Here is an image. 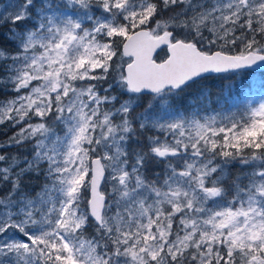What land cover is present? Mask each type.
Wrapping results in <instances>:
<instances>
[{
  "label": "snow or ice",
  "instance_id": "6c2138e0",
  "mask_svg": "<svg viewBox=\"0 0 264 264\" xmlns=\"http://www.w3.org/2000/svg\"><path fill=\"white\" fill-rule=\"evenodd\" d=\"M0 264H264V0H0Z\"/></svg>",
  "mask_w": 264,
  "mask_h": 264
},
{
  "label": "trees",
  "instance_id": "16d2710c",
  "mask_svg": "<svg viewBox=\"0 0 264 264\" xmlns=\"http://www.w3.org/2000/svg\"><path fill=\"white\" fill-rule=\"evenodd\" d=\"M209 87H213V88L219 89V87H220L219 79L210 80L209 81Z\"/></svg>",
  "mask_w": 264,
  "mask_h": 264
}]
</instances>
